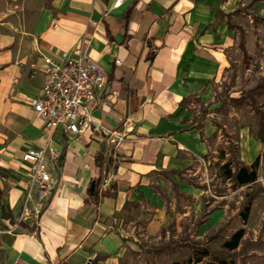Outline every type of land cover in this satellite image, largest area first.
I'll use <instances>...</instances> for the list:
<instances>
[{"label": "crops", "instance_id": "obj_1", "mask_svg": "<svg viewBox=\"0 0 264 264\" xmlns=\"http://www.w3.org/2000/svg\"><path fill=\"white\" fill-rule=\"evenodd\" d=\"M118 1L0 0V189L15 221L28 227L10 230L4 264H119L126 206L157 171L209 151L186 122L185 105L227 67L235 42L229 17L246 4L264 14V0ZM78 48L105 71L107 86L80 134L48 130L31 105L44 59L61 62ZM29 147L47 149L52 183L45 197L34 191L26 202L21 156ZM223 213L212 212L206 225H218Z\"/></svg>", "mask_w": 264, "mask_h": 264}, {"label": "rangeland", "instance_id": "obj_2", "mask_svg": "<svg viewBox=\"0 0 264 264\" xmlns=\"http://www.w3.org/2000/svg\"><path fill=\"white\" fill-rule=\"evenodd\" d=\"M229 21L235 42L226 50L227 67L185 105L186 122L205 137L209 151L183 168L157 171L138 200L126 206L117 226L119 264H190V247L219 251L242 228L245 236L234 254L236 264H264V215L257 214L264 210V144L257 139L260 115L247 99L256 89L257 105L264 109V14L246 4ZM240 97L247 104H230ZM234 157L249 164L259 159L254 185L235 189L224 179L220 168ZM257 193L256 208L244 224L240 211L247 195ZM217 209L224 210L218 225L207 226L205 221ZM11 229L0 209V264L5 262Z\"/></svg>", "mask_w": 264, "mask_h": 264}, {"label": "built area", "instance_id": "obj_3", "mask_svg": "<svg viewBox=\"0 0 264 264\" xmlns=\"http://www.w3.org/2000/svg\"><path fill=\"white\" fill-rule=\"evenodd\" d=\"M123 1L119 0L118 4ZM44 62L42 88L31 105L48 130L63 129L78 135L93 121L91 112L107 86L108 76L97 63L89 60L82 48L76 49L72 56L64 53L61 62L49 57ZM46 153L47 149L35 147L22 153L21 161L29 180L26 202L32 199L34 191L41 199L51 190ZM35 213L39 214V210Z\"/></svg>", "mask_w": 264, "mask_h": 264}, {"label": "trees", "instance_id": "obj_4", "mask_svg": "<svg viewBox=\"0 0 264 264\" xmlns=\"http://www.w3.org/2000/svg\"><path fill=\"white\" fill-rule=\"evenodd\" d=\"M229 27L234 28L231 24H229ZM240 47L245 52V48L242 43L240 44ZM256 93V89L250 90L248 92L247 99H249L248 104L252 107V109H254L260 115V129L257 134V139L264 144V109L258 107L254 95ZM229 102L234 107H241L247 104L245 97L232 98L229 100ZM97 163L102 171L105 170V168L107 169L106 166L104 167V161L100 160V158L97 159ZM258 168V158L251 165H246L243 162L237 161L236 157H234V159H229L225 164H223L220 168V171L224 179L229 181L235 189H238L244 186L254 185L257 182ZM102 183L103 181L99 179L93 184L94 196L96 199L98 198V191L102 186ZM259 193L247 195L246 202L240 211V216L244 224H246L249 219L253 202L258 197ZM3 197L4 193L0 189V209L3 219L7 221L11 227L22 226L24 228H28L26 225L17 223L15 221L10 208L2 203ZM244 236L245 230L242 228L235 232L228 240H226L219 251H214L208 246L201 249H196L192 246L190 247L192 250V257L189 259V262L190 264H236L234 254L241 247ZM155 252H158V250ZM205 259H208V261H204Z\"/></svg>", "mask_w": 264, "mask_h": 264}]
</instances>
